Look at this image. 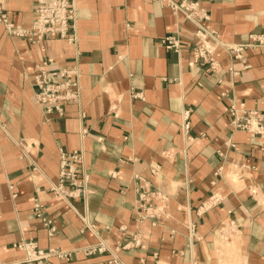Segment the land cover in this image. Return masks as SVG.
I'll use <instances>...</instances> for the list:
<instances>
[{
    "label": "crops",
    "instance_id": "0c3cea01",
    "mask_svg": "<svg viewBox=\"0 0 264 264\" xmlns=\"http://www.w3.org/2000/svg\"><path fill=\"white\" fill-rule=\"evenodd\" d=\"M71 1L69 42L10 33L1 17L31 29L36 1L0 0V263L24 264L14 244L32 241L70 251L53 264H264V139L232 130L229 113L264 109V46L249 45L264 35V0H184L218 34L214 67L194 61L196 24L168 0ZM42 61L78 82L61 115L36 100ZM75 150L84 191L62 199L49 186Z\"/></svg>",
    "mask_w": 264,
    "mask_h": 264
},
{
    "label": "built area",
    "instance_id": "2783aa9c",
    "mask_svg": "<svg viewBox=\"0 0 264 264\" xmlns=\"http://www.w3.org/2000/svg\"><path fill=\"white\" fill-rule=\"evenodd\" d=\"M35 1V19L32 28L28 30L17 29L16 27H13L12 24L8 23L5 17L2 16L1 21L5 24L8 31L14 35L28 37V39L32 41L39 40L48 33L56 34L62 38H67L69 42L74 41V36L69 35L68 32L70 27L73 25V2L71 0ZM165 3L174 10L182 11L188 19L193 20L196 24L195 33L200 39V45L194 49V61L201 60L204 63H208L211 67H214L215 61L213 55L216 45H218V34L202 21V19H206L208 17L199 15L196 3L184 0L180 2H172L168 0ZM251 39L252 42L249 45L264 46V35H251ZM209 40H213L215 43L212 44ZM163 46L166 49H172L178 52L181 48V43L178 38L168 36L163 40ZM221 46L227 50H233L238 53L245 45ZM235 57H239V55L236 54ZM49 65L50 62L48 61H42L35 64V74L32 81L34 94L43 111L47 113L55 111L61 115L63 114L65 104L68 101L79 97V85L76 80L73 81L70 77H68L66 69L60 68L52 70L48 68ZM132 95L137 96L138 93H133ZM188 113L189 111H184L182 113L183 122L181 127L185 133L189 130ZM229 113L231 116L230 126L232 130L245 131L250 135V139L254 143L262 142V139H264V109H247L244 103H233L229 107ZM81 159V151H61L60 172L58 179L49 186V191L54 196L67 199L84 191V181L76 179V168L74 166V163L80 161ZM66 181H68L73 188L66 187ZM141 206L144 207V204L139 205V207ZM149 207L150 205H147V209ZM32 210L35 216L40 218L43 225L48 228L49 235H52L55 231V227L52 225L50 219L42 215V205L37 201H34ZM150 215L151 213L146 212L144 215L140 216V218L143 220L146 216ZM14 247L24 251V264H53L50 261L51 257L69 258L71 254L70 251L55 248H39L32 241L15 243ZM105 249L106 248L103 247L102 243H100L99 246L94 248L85 247L84 251L87 254H90L94 251L102 252ZM108 264H120V262L116 257H113Z\"/></svg>",
    "mask_w": 264,
    "mask_h": 264
}]
</instances>
